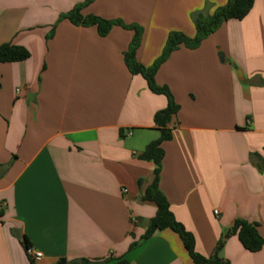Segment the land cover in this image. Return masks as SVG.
I'll list each match as a JSON object with an SVG mask.
<instances>
[{
    "label": "crops",
    "instance_id": "1",
    "mask_svg": "<svg viewBox=\"0 0 264 264\" xmlns=\"http://www.w3.org/2000/svg\"><path fill=\"white\" fill-rule=\"evenodd\" d=\"M227 1L0 0V45L29 53L0 64V264H192L173 231L142 239L156 206L144 199L154 164L139 156L160 135L153 118L167 99L129 72L133 31L100 36L60 16L80 7L141 28L135 58L150 67L170 33L193 38V14ZM154 81L178 106L158 189L195 252L211 257L235 220L264 239V0L197 47L178 46ZM218 256L264 264V245L249 252L231 235Z\"/></svg>",
    "mask_w": 264,
    "mask_h": 264
},
{
    "label": "trees",
    "instance_id": "2",
    "mask_svg": "<svg viewBox=\"0 0 264 264\" xmlns=\"http://www.w3.org/2000/svg\"><path fill=\"white\" fill-rule=\"evenodd\" d=\"M92 0H86L84 5L91 3ZM254 0H228L224 6L217 7L210 14L203 12L193 14L192 20L195 25L196 34L193 38H187L181 33L172 32L168 35L165 46L160 56L150 67H144L139 64L135 58V52L140 44L142 30L134 25H125L119 20H105L97 16L80 14V7L72 9L70 12L60 16V19H67L75 25L95 26L100 36H105L113 26H120L133 31V38L129 49L124 54V61L132 75H140L146 82L150 92L157 95H163L167 99L166 107L158 111L153 118L154 126L159 131L157 140L146 145L139 159L150 161L154 164V179L144 192V199L153 202L156 206V213L151 220V224L145 231L142 239L149 238L156 230L169 229L176 233L180 238L185 250L190 257L192 264H229L227 261L219 258L218 253L222 249L224 241L231 235H236L238 241L244 249L249 252H257L264 245V239L259 235L257 224L248 223L243 220H235L232 227L225 231L220 237L214 254L205 258L194 250L193 236L177 222L170 209L168 202L158 189V178L160 165L163 158L162 143L171 139V130L168 128L172 117L177 113L178 106L174 103L169 90L166 87H159L155 84L154 76L158 67L167 59L168 55L184 45L189 48H195L208 35L218 29V27L228 20H242L250 11ZM29 57L28 51L20 46L11 44L0 45V64L24 61ZM24 249L30 248L29 243L23 242ZM64 262V261H62ZM79 263L88 264L87 260H80ZM73 263H76L73 261ZM116 264H129L125 260H119Z\"/></svg>",
    "mask_w": 264,
    "mask_h": 264
},
{
    "label": "built area",
    "instance_id": "3",
    "mask_svg": "<svg viewBox=\"0 0 264 264\" xmlns=\"http://www.w3.org/2000/svg\"><path fill=\"white\" fill-rule=\"evenodd\" d=\"M214 213L217 215L218 212L217 211H214ZM26 252V255L28 258L30 259H38L42 256L41 252L37 251V250H34L32 247L28 248L25 250Z\"/></svg>",
    "mask_w": 264,
    "mask_h": 264
},
{
    "label": "water",
    "instance_id": "4",
    "mask_svg": "<svg viewBox=\"0 0 264 264\" xmlns=\"http://www.w3.org/2000/svg\"><path fill=\"white\" fill-rule=\"evenodd\" d=\"M218 58H219L220 61H222L223 54L220 53V54L218 55ZM231 66H232L234 69H236V66H235L234 64H231ZM236 71H237L238 74H240V71H239V70L236 69Z\"/></svg>",
    "mask_w": 264,
    "mask_h": 264
}]
</instances>
